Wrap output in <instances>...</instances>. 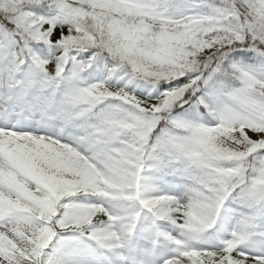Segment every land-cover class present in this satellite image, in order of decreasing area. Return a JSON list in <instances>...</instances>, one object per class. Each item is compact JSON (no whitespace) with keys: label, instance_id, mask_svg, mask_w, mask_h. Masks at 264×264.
Masks as SVG:
<instances>
[{"label":"snow or ice","instance_id":"6c2138e0","mask_svg":"<svg viewBox=\"0 0 264 264\" xmlns=\"http://www.w3.org/2000/svg\"><path fill=\"white\" fill-rule=\"evenodd\" d=\"M0 264H264V0H0Z\"/></svg>","mask_w":264,"mask_h":264}]
</instances>
